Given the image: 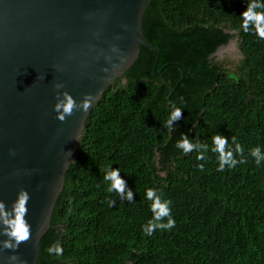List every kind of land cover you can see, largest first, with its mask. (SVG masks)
Instances as JSON below:
<instances>
[{
	"label": "trees",
	"instance_id": "obj_1",
	"mask_svg": "<svg viewBox=\"0 0 264 264\" xmlns=\"http://www.w3.org/2000/svg\"><path fill=\"white\" fill-rule=\"evenodd\" d=\"M246 5L150 1L142 32L156 51L141 46L125 83L116 79L93 105L37 264H264V163L250 155L264 150V40L241 29ZM231 40L238 60L212 55ZM173 104L183 118L170 132L164 124ZM181 133L209 146L206 161L175 147ZM217 133L232 148L235 136L248 163L217 171ZM108 165L120 168L133 202L107 191ZM148 188L173 202L171 231L143 234L152 217ZM57 242L60 257L47 252Z\"/></svg>",
	"mask_w": 264,
	"mask_h": 264
},
{
	"label": "water",
	"instance_id": "obj_2",
	"mask_svg": "<svg viewBox=\"0 0 264 264\" xmlns=\"http://www.w3.org/2000/svg\"><path fill=\"white\" fill-rule=\"evenodd\" d=\"M150 1L0 0V200L10 209L19 190L26 189L32 231L16 252L0 253V264H8L10 255L37 264L41 238L93 105L116 79L125 83L123 75L141 46L156 51L142 32ZM113 45L119 54L111 51ZM57 91L69 92L77 102L86 94L95 99L87 112L77 110L61 122L53 110Z\"/></svg>",
	"mask_w": 264,
	"mask_h": 264
},
{
	"label": "clouds",
	"instance_id": "obj_3",
	"mask_svg": "<svg viewBox=\"0 0 264 264\" xmlns=\"http://www.w3.org/2000/svg\"><path fill=\"white\" fill-rule=\"evenodd\" d=\"M241 29L246 34H254L258 39L264 40V0H247L246 10L241 13ZM116 39H120L119 36ZM113 53L119 54L120 50L117 46H111ZM121 63L125 62L126 57L123 55L118 56ZM106 60L111 62V57H105ZM113 69L119 67L117 64L112 65ZM108 72V68L103 69ZM56 89L63 87L62 84L54 85ZM57 102L54 105V111L57 113V119L64 122L67 117L72 116L75 111L80 110L87 112L92 106L95 99L91 94H86L82 101L77 102L73 96L67 92L56 93ZM183 118L182 108L177 107L175 104L171 105V112L167 117L164 127L170 132L175 131L174 125L177 121ZM234 148L229 147V140L227 137L217 133L212 137L213 147L211 151L218 153V167L217 171H224L225 169H235L238 164H247L248 160L244 157V149L241 144L237 142L235 136L232 138ZM175 147L188 155L191 152H197V160L206 161L205 153L209 150L206 143H201L198 140L194 143L187 135L181 133V138L175 144ZM11 155H15L14 150H10ZM237 154L240 159H237ZM250 155L257 166L264 163V150L261 147H253ZM200 172H204V164L197 165ZM103 179L108 182L107 191L109 193L115 192L121 201H134V192L127 185L125 179L120 175V168L113 169L111 165L106 166L104 169ZM145 198L151 202L150 210L152 217L146 224L142 226V232L145 236L153 235L157 230L171 231L176 226V220L172 214L173 202L169 199H164L163 194L158 192L156 188H148L145 192ZM30 194L26 189L21 188L17 194L16 200L12 203L10 209H6L3 200H0V236L7 237V239L0 240V253L4 250L16 252L22 243L28 242L32 237L31 225L29 224L26 216L28 214V202ZM110 206L115 204V200L109 199ZM47 252L49 255L60 257L64 253L63 247L59 242L48 247ZM8 264H24L17 255H10L7 257Z\"/></svg>",
	"mask_w": 264,
	"mask_h": 264
},
{
	"label": "rangeland",
	"instance_id": "obj_4",
	"mask_svg": "<svg viewBox=\"0 0 264 264\" xmlns=\"http://www.w3.org/2000/svg\"><path fill=\"white\" fill-rule=\"evenodd\" d=\"M218 57L220 59H223V60H238L240 55H239V51L237 49V45L236 43L234 45H229L227 46V48L224 49V51H222Z\"/></svg>",
	"mask_w": 264,
	"mask_h": 264
}]
</instances>
